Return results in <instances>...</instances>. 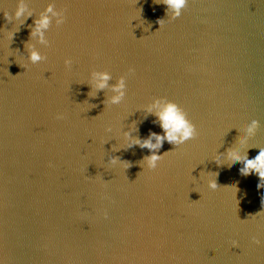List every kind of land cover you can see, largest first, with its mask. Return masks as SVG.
<instances>
[{"label": "water", "instance_id": "water-1", "mask_svg": "<svg viewBox=\"0 0 264 264\" xmlns=\"http://www.w3.org/2000/svg\"><path fill=\"white\" fill-rule=\"evenodd\" d=\"M28 3L19 26L2 13L16 0H0L3 264H264V189L228 160L264 150V0H188L175 20L159 0ZM49 4L65 18L45 46L31 31ZM29 45L46 60L31 64ZM93 71L110 86L126 78L119 105L106 104L110 87L90 88ZM158 98L197 135L165 142L148 170V150L124 147L123 133H161L145 111Z\"/></svg>", "mask_w": 264, "mask_h": 264}, {"label": "clouds", "instance_id": "clouds-1", "mask_svg": "<svg viewBox=\"0 0 264 264\" xmlns=\"http://www.w3.org/2000/svg\"><path fill=\"white\" fill-rule=\"evenodd\" d=\"M160 3L166 6V15L172 20L179 18L182 11L187 7L188 0H159ZM3 17L5 21L10 24L23 25L28 18H31L33 13L30 10L28 0H16V8L14 13L3 11ZM64 12L56 10V5L49 4V6L42 12L38 19L34 21L33 28L31 31V37L37 38L39 43L48 45V40L45 34L52 26L53 20L57 27L64 23ZM157 23L160 28L164 24V20H158ZM18 26V27H19ZM139 27V26H138ZM150 27V26H149ZM18 29V28H17ZM15 31V30H14ZM13 37V32H9V39ZM28 61L35 65L46 60V57L41 55L38 50L32 45L28 46ZM71 60H65V66H70ZM23 67L22 65H20ZM133 69H129L131 74ZM112 79L111 74L108 71H93L90 74V88L95 91H101L110 87L113 95L106 101L107 105H119L126 95V78L121 76L114 85H109V81ZM91 94V93H90ZM145 111L148 115L154 116V123H158L161 133L151 132L147 138H138L132 136V129L123 133V140L125 146L131 148L138 146L141 149H147L149 155L144 158L143 165L148 170H154L157 168L158 163L161 161L163 155H159L161 148L164 143L167 142L173 145L175 148L185 144L187 141L192 140L196 137L197 132L195 126L189 121L184 110L179 107L176 103L171 102L165 98L154 99L145 107ZM62 116H57V119H62ZM258 122L253 121L247 128L248 136H252L258 128ZM110 132L111 129H108ZM244 143V142H242ZM120 149H113V151H119ZM232 167L237 164H242L240 168L241 175L247 177L255 174L260 183L258 188L264 189V150H260L259 154L254 159H249L247 155L241 156L238 152H230L228 155ZM216 163L220 166V158L216 157ZM109 164L113 167L116 165L122 166L125 170L131 165L126 162L120 161L119 157H111ZM218 176V173L215 174ZM208 188L216 191L219 189L216 179L208 180ZM104 218L107 219V213H104ZM251 243L257 247L261 246L259 239L253 238ZM233 247H238L236 242H233ZM0 264L3 261L0 260Z\"/></svg>", "mask_w": 264, "mask_h": 264}]
</instances>
